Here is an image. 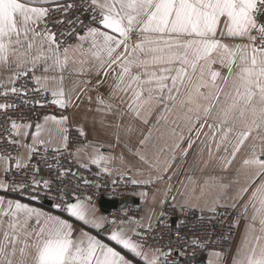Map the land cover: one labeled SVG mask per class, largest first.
<instances>
[{"label":"snow or ice","instance_id":"snow-or-ice-1","mask_svg":"<svg viewBox=\"0 0 264 264\" xmlns=\"http://www.w3.org/2000/svg\"><path fill=\"white\" fill-rule=\"evenodd\" d=\"M105 83L108 93L97 92L96 111L117 118L100 121L117 143L122 132L134 131L125 115L147 124L156 113L157 123L174 117L171 133L180 140L176 129L188 128L185 157L204 135L212 142L205 145L209 156L213 146L224 153L214 157L224 170L248 149L241 168L252 175L238 190L222 177L196 178L193 168L187 183L178 181L182 188L164 189L160 205L171 199L181 210L213 214L231 208V227L243 225L240 242L210 251L207 264H264V0H0V264H184L188 248L208 246L179 232V247L171 239L158 246L155 209L145 228L144 218L101 215L92 196L79 194L80 182L69 192L72 180L91 182L59 163L65 154L83 168L82 156L110 175L132 173L123 153L104 154L82 127L84 143L69 138L65 112ZM37 106L58 111L36 112ZM150 136L136 152L148 176L131 179L133 185H156L172 169L159 142L149 158ZM139 195L147 200L149 193ZM43 199L83 227L32 203Z\"/></svg>","mask_w":264,"mask_h":264},{"label":"crops","instance_id":"crops-1","mask_svg":"<svg viewBox=\"0 0 264 264\" xmlns=\"http://www.w3.org/2000/svg\"><path fill=\"white\" fill-rule=\"evenodd\" d=\"M97 92H99L100 95L106 97L108 93V83H105L98 90L91 89L87 92L86 95H82L81 99L77 101V103L79 104L78 108L76 107L68 108L69 129L73 128V129L78 130V128L82 127L85 133L87 134V141H90L93 144L99 145L101 152H103L101 150L102 147L108 148L106 153L103 152L104 154L111 153L112 155L118 156L121 153H123L125 160L133 166L130 177H132L133 179H138V180L146 179L148 176V165L140 161L139 157L136 155L137 150L142 148V146L139 144V141L143 139L145 136L149 135L148 134L149 128L147 126L159 125V123H161L162 125L164 124L163 126H165L166 130H162L164 132L159 133V134H156L157 132L151 133V136L149 137L148 142H152V141L154 143L159 142L160 147L165 148V151L162 154V158L166 159L168 156V153L171 152V144H169V147H167L168 146L166 145L167 142H172L173 140H180L179 136H173L171 133V129L174 127V125L171 124V120L174 119V117L169 116L167 121H160L159 123H157V115L156 113H153L148 118V123L144 124L139 120H132L129 115H125L123 117V123L125 124L131 123L134 128V131L130 135H125L122 132L121 142L117 143L116 138L111 134L112 130L102 126L100 123L102 118L105 120V123L113 122L117 118L113 117L112 115L104 116L103 113L96 111L98 107V104L96 101ZM89 96H91L92 98L91 101H89L88 99ZM180 128H183L184 131L186 132L187 127L184 124L181 123ZM32 130L34 131V128ZM176 130L178 133H180L182 129L177 128ZM204 132L207 134L209 130L205 128ZM188 135L189 134L184 133L182 135L183 139L184 138L188 139ZM193 135H195V133ZM29 142H30V137H29ZM198 142H199V145L196 149L195 159L192 161L193 164L189 167L188 173L185 177H182L183 174L182 176H177L179 171L177 172V169H176L173 172L172 169H174L175 166L172 164V169H170L169 172L165 174V179L163 181L158 182L156 185L150 184L151 186L154 187L152 194L155 193V201L152 200V194L150 195L149 198H147V200L141 198V201L145 203L144 212L141 217V218H144L145 227H147V224H148L147 217L150 215L151 210L155 209V212H157L159 208H161L160 200L163 198L164 189L167 188L169 185H172L175 188H182V185L178 183V181H184L185 183H187V176L193 174V168L196 169L195 170L196 178H202L208 175H215L217 177H222L224 183L232 184L233 191L238 190L240 187H242L246 183L247 180L251 178L252 174L251 173L246 174L245 171L241 168L242 160L248 154L247 148H242L241 152L237 154V157L233 161L232 165L227 170H224L221 164L214 159L216 155H224V153L223 152L216 153L215 148L213 146V155L209 156L208 151L205 147L206 144L210 145L212 143L210 136L209 135L201 136ZM152 145L153 144L150 145V143H147V148L145 149L150 159H154V155H153L154 150L152 149ZM21 151H24V150L21 149ZM87 151L91 153L92 149L88 148ZM81 159L83 160L84 163L88 164V166L98 167L97 165L91 164L87 159H84L83 156L81 157ZM203 161H207V164H204ZM109 167L111 168L113 167V165H109ZM98 168L101 169L100 167ZM237 172H239V175H237ZM169 175L171 176V180H168ZM157 189H159V191H157ZM0 194H3V193L0 192ZM172 195L178 196V194L175 191L172 193ZM229 195L231 196L232 192H230ZM10 198H14V197H10ZM24 202H27V201L24 200ZM175 203H176L175 201H172L171 199H169L167 204L175 205ZM192 203L196 204L197 202L193 200ZM33 205L37 206L35 204ZM37 207H40V206H37ZM96 207L99 209V213L101 215L108 216L107 210L102 208L101 205L96 206ZM43 209L45 211L48 210L45 208ZM52 213L58 214L54 212ZM63 216L64 218L69 219L70 222H72L75 227L77 228L83 227V225L80 222L75 221L74 218H70L66 214ZM140 219H135V220H140ZM92 231H93V234H96L95 230H92ZM242 232H243V225L241 224L238 229V236L236 238L235 244H239L240 234ZM99 238L106 239L103 233L100 235Z\"/></svg>","mask_w":264,"mask_h":264},{"label":"built area","instance_id":"built-area-1","mask_svg":"<svg viewBox=\"0 0 264 264\" xmlns=\"http://www.w3.org/2000/svg\"><path fill=\"white\" fill-rule=\"evenodd\" d=\"M29 95H31V93ZM0 100H2V98H0ZM41 111L57 112L58 110L55 107L49 110L37 106L36 112ZM25 114L28 115L27 109H25ZM65 114H69L68 109ZM0 123H3L2 115H0ZM68 134L72 142H85L84 137H80L76 129H69ZM13 154H15V152ZM38 159L39 157H36L32 163L35 164ZM48 163L53 164V166L56 164L53 160H49ZM59 163L65 168H71L73 172H78L83 179H87L91 182L89 185H84L82 181L72 180L68 185V190L71 193L74 185L80 182L79 194L92 196L96 206L101 205L105 200L120 202L128 197L140 200L139 203H132L124 209L107 210L109 219L113 217L117 219H127L128 217L140 219L142 217L145 203L141 201L142 197L139 193L148 192L150 196L153 186L133 185L130 183V180L133 179L132 177L125 176L121 178L115 173L110 175L109 173L102 172L98 167H80L79 164L75 163L74 158L67 154L60 158ZM40 167L42 169L41 175L45 177L50 175V169L43 162H41ZM114 180L118 183L113 184ZM97 185L99 187H97ZM10 195L18 197L17 194ZM25 201L27 200L25 199ZM32 203L65 215L52 207L54 203L52 200L43 199ZM173 205L174 204H167L163 206V209L159 208L152 220L154 229L152 235L157 238L163 236V239L158 241V246L167 244L169 239H171L173 248L179 247L180 245L176 242L177 232H179L181 236H186L189 240L192 239L194 235L199 236L202 241L208 245L204 249L188 248L183 258L184 264H207V256L210 251L227 250L235 244L239 227H231L234 223L233 210L231 208L226 209L220 207L217 208V213L213 214L207 210L202 212L198 208L181 210L180 207H174ZM161 210H163L164 213L163 217L160 216ZM223 236H229L227 243L221 239ZM193 252H195V255H193Z\"/></svg>","mask_w":264,"mask_h":264},{"label":"rangeland","instance_id":"rangeland-1","mask_svg":"<svg viewBox=\"0 0 264 264\" xmlns=\"http://www.w3.org/2000/svg\"><path fill=\"white\" fill-rule=\"evenodd\" d=\"M163 125L161 123H159V125L147 126L149 128L148 134H149V132H151V133L157 132L156 134L163 133L164 131H162V130H166L165 126H163ZM178 129H182L179 134H182V135L184 133L189 134L188 128L186 129V132L184 131L183 128H180L179 127ZM187 142H188V139L187 138H184L183 140H173L172 142H167V144H166V145H168L167 147H169V144H171V152L168 153V156H167L166 159H168L169 161H171V164H173L175 166L174 170L177 169V172L179 171L178 174H177V176H182V174H183L182 177H185L187 175V173H188L189 167L193 164L192 161L195 159L196 149H197V147L199 145V142H197L194 145V147L191 150H189V155L187 157H185L183 155V150L185 148H187ZM148 143H150V145L151 144H154L153 141L152 142H148ZM164 143H165V141H164ZM177 143L179 144V147H176ZM101 150L106 153V151L108 150V148L102 147ZM172 154H174V156H175V159L174 160L172 159V156H173ZM194 175L196 176V173ZM153 190H154V187H153ZM153 190H152V192H153ZM10 197L18 198L16 196H12V195H10ZM46 211L57 213L55 211H50V210H46Z\"/></svg>","mask_w":264,"mask_h":264},{"label":"water","instance_id":"water-1","mask_svg":"<svg viewBox=\"0 0 264 264\" xmlns=\"http://www.w3.org/2000/svg\"><path fill=\"white\" fill-rule=\"evenodd\" d=\"M132 203H139V200L130 197L125 198L120 202L105 200L102 202L101 207L105 210L124 209Z\"/></svg>","mask_w":264,"mask_h":264}]
</instances>
